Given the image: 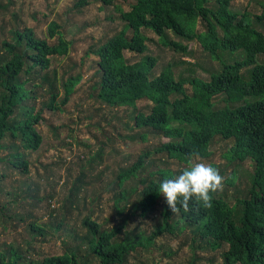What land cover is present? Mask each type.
<instances>
[{
    "label": "trees",
    "instance_id": "1",
    "mask_svg": "<svg viewBox=\"0 0 264 264\" xmlns=\"http://www.w3.org/2000/svg\"><path fill=\"white\" fill-rule=\"evenodd\" d=\"M102 2L110 6L114 0ZM90 4L92 0H79L75 9L83 12ZM129 4L128 10L116 7L121 30L89 52L100 58L93 96L112 109H134L127 126L139 133L132 139L148 141L155 136L161 144L155 151L140 155L109 184L114 200L108 221L98 222L87 215L78 232L65 228V223L52 224L48 229L34 213L15 212L18 201L4 204L0 207V223L5 232L10 226L16 230L26 223L31 237L20 244L0 240V264H148L142 261L143 256L152 251L156 238L187 228L207 248L227 247L224 261L209 264H264V1L259 3L261 13L236 11L232 0H133ZM4 7L0 5V11ZM60 28L55 22L49 25V38L56 39L54 44L37 37L32 28L17 26L0 45V188L13 174L20 175L25 179L8 195L18 199L29 195L39 198V204L48 202L50 207L57 193L44 199L37 196L42 187L32 177L27 178L33 165L30 157L42 146L44 138L39 127L46 121L45 112H62L82 80V76L64 77L60 84L57 73L54 80L47 74L52 57L70 53L72 43ZM144 30L154 32L176 52H187L184 42H199L220 63V69L211 72L208 80L177 77L171 66L153 76L155 57L144 55L129 62L125 55L147 53ZM186 83L191 84V92ZM47 95L49 99L39 104L40 98L45 100ZM140 101L150 103L147 111L137 109ZM217 137L233 141L226 154L228 165L246 160L253 165L246 196L232 205L218 190L208 207L190 201L187 211L178 208L175 213L165 202L162 221L151 235L125 230L129 215L139 211L146 218L155 211L163 196L157 192L158 184L175 175L166 164L147 177L141 176L153 162V155L176 161L178 174L193 161L210 157ZM213 166L223 176L219 166ZM228 181L233 183L234 175ZM83 184L78 178L63 201L65 222L69 213L83 214L78 203ZM58 210H53L51 216L59 217ZM115 217L122 223L115 224ZM30 219L35 220L29 223ZM62 230L65 237L61 238V253L36 249L41 239L48 241Z\"/></svg>",
    "mask_w": 264,
    "mask_h": 264
},
{
    "label": "rangeland",
    "instance_id": "2",
    "mask_svg": "<svg viewBox=\"0 0 264 264\" xmlns=\"http://www.w3.org/2000/svg\"><path fill=\"white\" fill-rule=\"evenodd\" d=\"M78 1L0 0V5L5 6L0 11V45L9 37V31L16 29L17 26L32 28L37 37L48 39L49 43L54 44L56 39L49 38L48 28L51 23H58L61 26L60 32L72 44L68 56L51 58L47 74L54 80L57 73L60 84L64 77L82 76L81 82L76 86L73 96L63 107L62 112L56 115L45 112L46 121L39 127L44 138L43 143L30 157L33 165L27 178L32 177L42 187L37 194L41 199L57 193L53 206L50 207L48 202L39 204V198L34 199L35 197L29 195L19 199L9 196L8 193H13L20 187V181L25 179L13 174L0 188V207L18 201V208L15 207L13 210L24 215L34 213L36 215L34 217L38 218V222L44 227L49 226L50 229L52 224L65 223V228L76 231L81 229L82 221L87 215H91L98 222L111 219L114 194L109 191V184L120 171L134 165L140 155L147 151H155L161 144V139L155 136H150L148 141H142L138 137L132 139L139 133V130L127 126L134 109H112L103 106L93 96L99 80L100 58L97 54L89 52L97 49L121 30L122 24L116 7L122 6L124 10H128L129 3L133 0H114L110 6H104L102 0H92V4L85 7L83 12L75 9ZM262 1L264 0H232V6L236 11L249 10L261 13L259 3ZM144 34L148 38L147 53L126 52L125 55L129 62L138 61L144 55L155 57L153 76L160 74L165 67L171 66L177 77H199L208 80L211 72L220 69V63L204 51L197 41L184 42L188 50L182 53L165 46L154 32L144 30ZM169 37L174 39L171 33ZM186 88L191 92L190 83H186ZM63 94L61 87V97ZM44 99L40 98L38 103L46 102L49 96ZM148 105H150L148 101H140L137 109L147 111ZM232 144V140L217 137L211 145L212 155L201 162L219 166L224 178L220 193L225 194L229 204L233 205L237 199L246 196L251 186L253 165L249 160L228 165L226 154ZM161 157L159 154L153 155L150 160L153 162L143 170L141 176L147 177L152 170L165 168L166 164L175 174L180 170L176 161L166 157L161 160ZM0 173L2 174V171ZM232 175L233 183L225 182ZM78 178H82L84 183L78 195V203L83 214L77 211L69 213L65 222L63 216L65 212L61 206ZM131 186L136 187V184L131 183ZM164 205L165 198L162 196L155 211L146 218L141 217L139 211L133 216L129 215L125 230L137 233L142 231L147 236L151 235L162 221ZM53 210L60 212L59 217L51 216ZM30 220L29 223L35 219ZM113 221L115 224L122 223L118 217L113 218ZM28 225L22 223L16 230L10 226V230L5 232V226L0 223V240L16 241L20 244L31 237ZM54 233L53 231V235ZM64 235L65 231L62 230L60 233L56 232L55 237L48 241L41 239L42 242L36 245V249L41 250L43 247L44 253H61L64 248L61 238L65 237ZM198 238L188 228L177 229L173 235L156 238L152 251L144 253L142 261H148V264L157 261L161 264H190L191 261H197L196 264H209L211 261L218 263L224 261L223 254L227 247L218 250L207 248Z\"/></svg>",
    "mask_w": 264,
    "mask_h": 264
},
{
    "label": "clouds",
    "instance_id": "3",
    "mask_svg": "<svg viewBox=\"0 0 264 264\" xmlns=\"http://www.w3.org/2000/svg\"><path fill=\"white\" fill-rule=\"evenodd\" d=\"M223 179L211 164L193 161L178 174L161 180L157 192L163 194L172 213L178 208L187 211L190 201L208 207L212 194L222 189Z\"/></svg>",
    "mask_w": 264,
    "mask_h": 264
}]
</instances>
